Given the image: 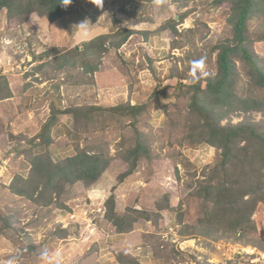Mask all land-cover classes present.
<instances>
[{
    "label": "rangeland",
    "instance_id": "obj_1",
    "mask_svg": "<svg viewBox=\"0 0 264 264\" xmlns=\"http://www.w3.org/2000/svg\"><path fill=\"white\" fill-rule=\"evenodd\" d=\"M214 1L156 0L140 4L82 0L85 16L79 17L74 9L54 26H48L47 19L41 16L48 27L45 23L42 27L38 25V31L34 24L22 30L16 20H9L5 11L0 12V75L7 78L14 93L11 100L0 102V225L5 217H13L12 227L0 230V264H264V203H256L250 218L253 226L243 237L215 232L205 235L204 227L198 223L213 204L195 192L214 169L220 170L218 163L222 156L221 150L207 143L186 142L188 96L183 95L187 89L178 90V86L188 88L197 77L206 76L207 65L198 72L193 62L203 59L208 46L230 37L227 19L231 5ZM106 8L112 12L109 17L101 13ZM182 16L186 17L180 22ZM113 20L122 29L138 32L104 59L122 76L114 87L98 91L96 86L85 84L87 77L74 75L76 83L83 87H72L69 92L68 81L65 80L66 85L61 81L67 75L44 82L40 74L32 75L26 35L35 32L37 42L31 45L34 53L39 54L50 47L66 46L65 37L75 28L113 32ZM170 20H174L178 33L186 35L177 39L170 30H163L161 25ZM261 21L264 20L254 18L250 23L257 36L264 30ZM48 28L51 34L45 30ZM188 30L198 35L190 34L189 39ZM253 45L255 53L264 59V42ZM210 59L214 63L215 56ZM126 100L133 104L149 102L150 107L137 126L145 135L153 159L142 162L132 177L118 183L117 177L126 171L127 165L116 152L123 142L134 144L129 119L94 113L88 131L76 136L73 121L60 114L51 133L64 152L60 157L72 155L75 144L109 153L113 186L97 184L99 177L96 183L85 187L67 188L58 199L61 207L58 202L40 207L9 193L7 186L14 177H26L30 169L26 156L16 157L24 142L10 139L9 134L23 135L26 139L39 134L49 119L52 105L58 109L94 103L111 107ZM245 118L264 125V114L253 111L229 114L221 124L235 125ZM261 174L264 175V169ZM219 178L222 176L215 180ZM164 195L169 197L161 199ZM110 196L115 198L118 215L129 207L153 214L166 201L174 208L173 212L163 210L156 223L138 218L130 233H118L104 217V203ZM248 198L251 199L249 192L245 196ZM146 248L150 250V258L144 260L140 251Z\"/></svg>",
    "mask_w": 264,
    "mask_h": 264
},
{
    "label": "trees",
    "instance_id": "obj_2",
    "mask_svg": "<svg viewBox=\"0 0 264 264\" xmlns=\"http://www.w3.org/2000/svg\"><path fill=\"white\" fill-rule=\"evenodd\" d=\"M120 1L151 4L156 0ZM215 1L216 4L226 2L231 5L227 19L230 37L208 46L203 56V65H207L209 73L204 77H197L194 84L188 85V88L179 85L178 90L187 89L183 91V95L188 96L186 142L190 145L207 143L221 150L222 156L221 162L218 163L220 170L214 169L208 180L203 182L202 187H198L197 193L195 192L198 197L203 194L206 200L213 204L198 223L204 227L205 235L215 232L228 237L242 234L243 237L253 226L250 218L256 203H264V175L261 174L264 169V125L248 118L235 125L230 122L222 125L221 122L227 115L239 111L244 114L252 111L264 114V59L255 53L253 45L254 42H264V30L257 36L250 28L252 19L264 20V0ZM74 9L75 0H72L67 8L62 6L61 0H0V12L5 11L7 19L16 20L22 30L41 16L52 24L73 13ZM185 17L182 16L179 21ZM113 24V32L98 35L73 48H49L39 54L34 53L35 49L31 45L37 42L35 32L26 35L28 38L25 44L34 64L32 75L40 74L44 77L43 82L67 75V79L61 77L64 85L67 84L65 80L68 81L67 90L82 87L81 83H76L74 75L79 78L84 76L88 78L85 84L88 82L92 87L95 84L94 75L102 69L104 59L109 57L112 51L122 48L138 33L131 29H122L116 20H113ZM161 27L163 30H170L177 39L186 35L177 32L174 20L167 21ZM193 32L186 31L189 39H192L190 34L198 35ZM143 35L147 36V32ZM199 38L202 39L203 36L200 35ZM213 55L214 63L210 59ZM194 66L198 72L201 70L200 65ZM11 97L8 80L0 75V102ZM149 111V102L132 105L130 100L111 107L86 104L58 109L52 105L49 119L39 134L31 139H26L23 135L14 137L9 134L10 139L24 142L25 145L17 151L16 157L26 156L30 167L26 177L17 175L9 183V193L29 199L40 207L49 206L53 202H58L57 205L61 207L58 199L67 188L77 185L85 187L95 182L108 168L112 159L109 153L96 148H80L78 144H75L72 155L60 159L52 158L50 147L54 141L51 133L60 114L71 116L76 136L88 131L91 115L94 113H106L110 118L129 119L128 128L134 133V139L131 140L134 144L123 142L116 152L117 157L127 165L126 171L117 177L118 183L132 177L142 162L147 163L152 158V151L147 141H144L145 135L137 126L142 116ZM220 175L222 178L215 180ZM248 192L251 199L246 200ZM169 195H164L161 199ZM104 206L106 221L118 233H130L138 218L156 223L163 210L173 212L174 208L166 201L164 206L159 205L158 212H153L154 215L133 207L118 215L113 196L108 198ZM132 214L136 216L133 217ZM12 218L9 216L2 219L0 230L11 228Z\"/></svg>",
    "mask_w": 264,
    "mask_h": 264
},
{
    "label": "crops",
    "instance_id": "obj_3",
    "mask_svg": "<svg viewBox=\"0 0 264 264\" xmlns=\"http://www.w3.org/2000/svg\"><path fill=\"white\" fill-rule=\"evenodd\" d=\"M85 1L89 2L90 0H85ZM81 2H82V0H76V5L77 6L75 5V14L78 15L79 17H81V16L83 17L87 13L86 8H84V3H81ZM92 2H93V0H92ZM108 7L110 8L112 6L110 5ZM93 8L95 9L96 7H93ZM101 13L104 15V17H109V16L112 15L111 10L108 11L107 8L104 9L103 11H101ZM35 20L36 21L33 22V24L35 26L34 28H35L36 31H38V29H36L37 28L36 26H38V25H39V27L44 26L45 20H41V19H35ZM45 24L47 26V23H45ZM55 24H57V22H54L52 24H49L48 23V26L49 25H53L54 26ZM42 30H44V29H42ZM45 30L48 31V32H50L49 28L48 29H45ZM49 34H51V32ZM96 34L97 35L104 34V32L103 31H99L98 29L97 30H95V29H91L90 30V27L89 28H86L84 26H83V28H75L72 31H68V35H66V37H65V42L67 43L66 46H62L61 45V46H55V47H57V48H66V49L73 48V47L78 46V45H80V44H82L84 42H87V41L91 40L92 38H94L95 36H97ZM27 58L30 61V68L32 69L34 67V64L32 63V59H29V56ZM30 58H32V57H30ZM25 73L26 72H24V74ZM27 78H30V77H27ZM120 79L122 80V76L119 75V74H117L116 69L115 68H112V67L110 68L106 62H103V66H102V69L100 70V72H98L97 74L94 75L95 84L92 87H95L96 86L95 88L98 91H100V90H102L103 87H109V86H113L114 87L115 85H113V84L115 83V81L120 80ZM104 81H107L106 83H109V84H105ZM103 82H104V85L102 86V83ZM37 86L38 85H36L35 88H37ZM77 88H79V87H77ZM81 91L82 90H80V92ZM69 92H70V90H69ZM12 94H14V93L12 92ZM131 104L134 105L132 102H131ZM94 105H98V104L97 103H94ZM66 116H69L70 120H72V118H71L70 115H66ZM50 152H51V156L54 157L55 159H60L61 158L60 157L61 154L64 153L62 151V149L57 145L56 142H54L53 145L50 147ZM110 170H111V168L108 167L105 170V172L102 173V175L100 176V178L96 181L97 184L99 182H104V184H106V183L109 184L110 183V176H111V175L109 176V174L111 173ZM112 186H113V183L111 182L110 183V187H112ZM97 187H99V186H97ZM100 187H102V186H100ZM98 189H100V188H98ZM140 255H141V259L147 260V259L150 258V250L146 248V250L140 251Z\"/></svg>",
    "mask_w": 264,
    "mask_h": 264
},
{
    "label": "clouds",
    "instance_id": "obj_4",
    "mask_svg": "<svg viewBox=\"0 0 264 264\" xmlns=\"http://www.w3.org/2000/svg\"><path fill=\"white\" fill-rule=\"evenodd\" d=\"M61 2H62V6L67 8L72 3V0H61ZM193 63L197 64V65H200L201 69H202L204 61H203V59H201V60H198V61H194Z\"/></svg>",
    "mask_w": 264,
    "mask_h": 264
}]
</instances>
